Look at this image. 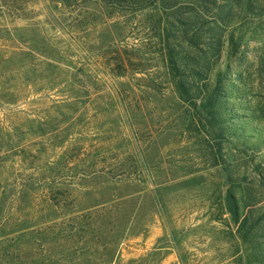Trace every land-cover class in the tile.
Returning <instances> with one entry per match:
<instances>
[{
  "label": "rangeland",
  "instance_id": "374dc122",
  "mask_svg": "<svg viewBox=\"0 0 264 264\" xmlns=\"http://www.w3.org/2000/svg\"><path fill=\"white\" fill-rule=\"evenodd\" d=\"M0 264H264V0H0Z\"/></svg>",
  "mask_w": 264,
  "mask_h": 264
},
{
  "label": "trees",
  "instance_id": "16d2710c",
  "mask_svg": "<svg viewBox=\"0 0 264 264\" xmlns=\"http://www.w3.org/2000/svg\"><path fill=\"white\" fill-rule=\"evenodd\" d=\"M185 93V92H184Z\"/></svg>",
  "mask_w": 264,
  "mask_h": 264
}]
</instances>
